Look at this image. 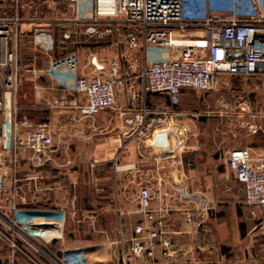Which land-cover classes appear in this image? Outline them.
I'll use <instances>...</instances> for the list:
<instances>
[{"label": "crops", "instance_id": "1", "mask_svg": "<svg viewBox=\"0 0 264 264\" xmlns=\"http://www.w3.org/2000/svg\"><path fill=\"white\" fill-rule=\"evenodd\" d=\"M21 4L25 6L21 10L24 20L19 28L18 49L21 65L26 67L22 68L20 90L13 98L14 113L18 121L47 123L53 144L44 166L36 165L33 151L27 148L17 150L18 165L14 166V153L4 148L5 128L0 114V176L5 182L0 193L1 232L35 250L39 264H77V256L87 264H122L133 245L135 226L141 221L140 187L148 185L154 196L152 208L169 210V256L159 246L154 258L145 256L128 264H264L262 210L247 203L243 187L228 165L229 153L234 149L225 148L223 166L215 167L212 159L218 157L217 152L204 144L209 138H190L183 148L176 135L167 136L165 146L157 144L159 133L141 145L134 140L132 118L137 111L146 107L165 116L173 107L166 95L142 93L145 51L131 52L126 40L119 41L117 36L111 38L112 42L124 50L105 60L99 36L86 33L89 25L73 22V8L67 5L61 12L46 2L21 0ZM230 6L231 0H188L184 13L190 21L229 20ZM0 12L13 16L12 0H0ZM46 30L51 31L54 41L51 52L42 51L36 44L38 33ZM204 33L201 23L184 32L175 30L173 38L189 42ZM67 34L69 38H65ZM74 53L78 56L77 77L106 78L111 64L121 63L122 85L113 109L84 115L81 109L87 97L76 90V77L49 74L54 61ZM233 77L249 80L245 91L264 97V76ZM243 104L247 105L244 111L264 115V106ZM25 130L20 126L19 136ZM166 151L179 156L157 164L156 159ZM202 157L212 165L204 167L199 161ZM14 207L64 210L66 217L63 222L42 218L32 222L46 234L42 240L22 226L12 228ZM189 210L203 221L200 229L186 222ZM26 236L36 241L44 253L37 251ZM0 261L35 264L24 251L13 252L1 234Z\"/></svg>", "mask_w": 264, "mask_h": 264}, {"label": "built area", "instance_id": "2", "mask_svg": "<svg viewBox=\"0 0 264 264\" xmlns=\"http://www.w3.org/2000/svg\"><path fill=\"white\" fill-rule=\"evenodd\" d=\"M60 1L74 9V23L89 25L87 34L99 35L101 32L97 27H105L104 35L116 34L120 37L119 41L125 39L131 52L144 50L147 61L141 72L142 93L145 96L166 95L172 106L180 104L185 89L203 92L213 90L221 75L264 76V0H231L228 10L232 12V17L229 20L196 18L191 21L184 13L188 0H85L90 11L88 19L81 15L83 0ZM12 2L15 5L13 16L0 12V114L5 128L4 148L14 153L11 159L14 166L18 163L17 150L27 148L33 151L36 165L42 167L50 159L53 144L49 126L18 121L14 113L13 98L18 94L21 76L18 36L24 20L21 10L25 5L21 4V0ZM201 23L205 27L201 37L189 42L174 40L175 30L184 32ZM65 38H69V34ZM36 44L42 51L51 52L54 48L51 31H40ZM77 71L78 56L74 53L54 61L49 74L76 77V90L87 97V104L81 109L84 115L92 116L117 105V88L121 83L118 68L115 67L107 79L101 76L77 77ZM132 123L138 128L134 140L139 145L154 136L155 126L165 124L160 118H151L146 108L134 114ZM20 126L26 128L22 137L18 134ZM165 131L167 133L159 134H176L180 148L185 146L188 140L185 128L172 127ZM173 155L179 156L176 152L166 151L156 159L157 164H163ZM228 165L238 183L243 186L247 203L261 208L264 222V155L254 154L247 148L234 149L229 153ZM4 189V178L0 176V193ZM153 199L152 188L142 185L138 196L141 221L134 229L138 239L130 248L137 259L145 256L154 258L159 246L163 247V254L169 256L171 243L166 221L169 210L153 209ZM14 212L12 228L22 226L35 238L42 240L47 238L46 234L32 222L40 218L63 222L66 217L64 210L29 213L14 207ZM186 222L197 229L203 224L192 212L187 213ZM0 234L11 244L13 252L22 251L14 238L10 240L1 231ZM27 239L37 251L44 253L36 241L33 243ZM126 255L129 262V255ZM75 260L77 264H87L78 256ZM0 264L3 263L0 261ZM35 264L39 263L35 261Z\"/></svg>", "mask_w": 264, "mask_h": 264}, {"label": "rangeland", "instance_id": "3", "mask_svg": "<svg viewBox=\"0 0 264 264\" xmlns=\"http://www.w3.org/2000/svg\"><path fill=\"white\" fill-rule=\"evenodd\" d=\"M43 2L49 3L51 6L54 5L56 9L60 10L61 12H64V10L67 8V4L60 0L41 1V3ZM41 5L47 6L43 4ZM81 15L85 19H88L90 17L89 5L85 0L82 1ZM99 30L101 34H99L98 36L101 40L100 45L104 46L105 60L108 57L112 58L115 54L117 55L119 50H124L123 46L117 45V42L115 41L114 43L112 42L111 38L116 39V34L109 36L104 35L103 31L105 30V27H98V31ZM26 51L27 50H25V52ZM19 57L21 58L20 53ZM115 63L116 62H113L111 64V71L105 79L111 77V75L113 74V67L117 66L116 68H118V75L121 72V63H117V65ZM25 67V65L23 67L21 65V72L22 68ZM245 82L246 81L240 79L239 77L221 75L219 77V83L216 84L215 88L211 91L203 92L189 89L184 90L182 92L180 104L178 106H173L172 109L170 108L171 110H169V112H166L165 116L154 114L149 109L151 118H160L164 122L166 121V124L164 125L155 126V134L166 132V129L170 130L172 127L185 128L186 137L188 138L185 146H188L190 138H209L208 140L210 141H208L207 143L205 142L204 144H206V148H209L211 151L213 150L217 152L218 157L212 159V164L215 167L223 166L225 161V148H247L251 149L254 154L264 155V133L262 134L260 130L262 129L264 131V115L261 112L260 114L254 115L252 114L254 111H244V109H247V105L243 104L247 102L248 105H260V107H262L264 106V97L261 95L259 96L255 93H251L250 90L245 91L246 86L250 85L251 83L249 82V80L246 83ZM121 85L122 83H120L117 88V101L118 96L120 95L119 89ZM25 88L26 90H29L27 91L28 94L32 93L30 86H27ZM246 92H248V94L245 95ZM145 108H143L141 111H137L135 114L143 112ZM148 121H150V118ZM44 124L48 125L47 123ZM132 130V135L138 133V128L134 126V124ZM199 161L204 165V167H209L212 165L207 163V161L209 160L205 157L200 158ZM217 180L219 181V179ZM189 212L192 211H187V213ZM9 239L11 240L12 237H9ZM137 239L138 237L134 236V241H136ZM17 245L22 251H24V253H26V257L29 261H37L35 259V250L33 251V249H30L29 247L26 248L20 243H17ZM9 246L11 247L10 243ZM126 254L129 255V262L128 260H126ZM126 254L124 256V261H122V264H128L133 259L139 260L144 258H134V255L130 252V250L127 251Z\"/></svg>", "mask_w": 264, "mask_h": 264}, {"label": "water", "instance_id": "4", "mask_svg": "<svg viewBox=\"0 0 264 264\" xmlns=\"http://www.w3.org/2000/svg\"><path fill=\"white\" fill-rule=\"evenodd\" d=\"M157 144H159L160 146H164L165 144H166V139H165V137L164 136H159L158 138H157Z\"/></svg>", "mask_w": 264, "mask_h": 264}, {"label": "trees", "instance_id": "5", "mask_svg": "<svg viewBox=\"0 0 264 264\" xmlns=\"http://www.w3.org/2000/svg\"><path fill=\"white\" fill-rule=\"evenodd\" d=\"M264 138V137H263ZM22 211H26V212H29V213H35V212H44L43 210H38V209H35V208H25V209H21ZM36 210V211H35ZM46 212V211H45ZM46 251V250H45ZM48 252V251H47Z\"/></svg>", "mask_w": 264, "mask_h": 264}, {"label": "bare ground", "instance_id": "6", "mask_svg": "<svg viewBox=\"0 0 264 264\" xmlns=\"http://www.w3.org/2000/svg\"><path fill=\"white\" fill-rule=\"evenodd\" d=\"M161 135H162V134H161ZM161 135H160V136H161ZM162 136L165 137V139H166V143H167V136H168V135H166V134L164 135V134H163ZM164 146H165V145H164Z\"/></svg>", "mask_w": 264, "mask_h": 264}]
</instances>
